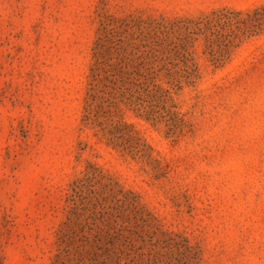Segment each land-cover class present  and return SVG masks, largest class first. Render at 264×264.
<instances>
[{"label": "rangeland", "instance_id": "obj_1", "mask_svg": "<svg viewBox=\"0 0 264 264\" xmlns=\"http://www.w3.org/2000/svg\"><path fill=\"white\" fill-rule=\"evenodd\" d=\"M220 10L249 28L264 0H0V264H264V24L200 37L201 78L128 111L120 147L83 120L100 19Z\"/></svg>", "mask_w": 264, "mask_h": 264}, {"label": "trees", "instance_id": "obj_2", "mask_svg": "<svg viewBox=\"0 0 264 264\" xmlns=\"http://www.w3.org/2000/svg\"><path fill=\"white\" fill-rule=\"evenodd\" d=\"M242 14L241 11L220 10L205 17L185 19L182 23L152 19L147 24L128 17L100 19L83 120L100 127L108 143L120 147L124 140H129L121 128L127 125L128 111L147 121H157L153 110L156 101L165 99L173 88L183 89L201 78L198 66L193 62V47L200 37L210 41L213 35L226 32V52H231L244 39L263 29L264 16L247 28L245 24L249 18H240ZM212 61L216 67L225 63L221 56H214ZM171 67H181L184 74L176 77ZM79 187L78 182L73 185L69 200ZM70 239L73 238L61 237V245ZM83 241L89 239L85 237ZM67 244L70 252L71 242ZM123 245L126 246L125 241ZM121 253L114 259L112 254L105 253L103 264H122L125 250ZM88 254L92 255L93 261H99L97 252ZM86 255H79L81 262Z\"/></svg>", "mask_w": 264, "mask_h": 264}]
</instances>
